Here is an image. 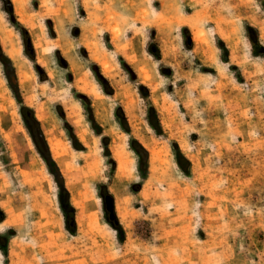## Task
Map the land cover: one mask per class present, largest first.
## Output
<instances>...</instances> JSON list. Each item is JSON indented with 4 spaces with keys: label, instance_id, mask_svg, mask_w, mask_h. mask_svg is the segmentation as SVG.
Wrapping results in <instances>:
<instances>
[{
    "label": "rangeland",
    "instance_id": "374dc122",
    "mask_svg": "<svg viewBox=\"0 0 264 264\" xmlns=\"http://www.w3.org/2000/svg\"><path fill=\"white\" fill-rule=\"evenodd\" d=\"M0 28V264H264V0H0Z\"/></svg>",
    "mask_w": 264,
    "mask_h": 264
},
{
    "label": "trees",
    "instance_id": "16d2710c",
    "mask_svg": "<svg viewBox=\"0 0 264 264\" xmlns=\"http://www.w3.org/2000/svg\"><path fill=\"white\" fill-rule=\"evenodd\" d=\"M26 43H27V46L28 47H31L30 46V41H29V38L26 36ZM0 61H5L6 63V67L10 68L11 71H13V69L11 68V64L9 62V60L2 55L1 53V49H0ZM22 112L25 113L24 115V119H25V122L27 123L28 121L31 123L33 129L35 130V132H38L39 128H38V123L35 121L34 119V116H33V112L27 108H22ZM118 112L120 113V119L121 121L119 122L120 123V126L122 127V129L125 131V132H128V127H127V124H126V120L121 112L120 109H118ZM147 121H148V124L150 125V127L152 129H154L156 132L157 131H160V127H159V122L157 120V116L153 110L152 107H149L148 108V111H147ZM133 144L137 145V147L139 148L138 151L134 150L135 153L139 156L140 160L142 161L141 163V166H144V162H145V158L143 157L146 152L135 142V141H132ZM48 160H45L47 161L48 165L55 168V165L54 163L52 162V160H50V158H47ZM175 161H176V164L177 166L179 167V169L184 173V174H188V169H189V162L186 160L185 157H183L179 151L177 150L176 151V156H175ZM102 190H105L104 187H102ZM105 195L107 196V192H105Z\"/></svg>",
    "mask_w": 264,
    "mask_h": 264
},
{
    "label": "water",
    "instance_id": "95a60500",
    "mask_svg": "<svg viewBox=\"0 0 264 264\" xmlns=\"http://www.w3.org/2000/svg\"><path fill=\"white\" fill-rule=\"evenodd\" d=\"M38 139H39V141H40V144H41L42 149H43L44 151H46V149H45V145H44V143H43V141H42L41 136L38 135ZM58 180H59V182H62V179H61L60 176H59Z\"/></svg>",
    "mask_w": 264,
    "mask_h": 264
},
{
    "label": "bare ground",
    "instance_id": "6f19581e",
    "mask_svg": "<svg viewBox=\"0 0 264 264\" xmlns=\"http://www.w3.org/2000/svg\"><path fill=\"white\" fill-rule=\"evenodd\" d=\"M13 1H14V0H13ZM19 14H20V13H19ZM2 31H3V29L0 28V33H2ZM5 37H8V36L5 35ZM6 39H8V38H6ZM9 40H10V39H9ZM14 55H15L14 52H12V53H11V56L13 57ZM58 154H59V153H58Z\"/></svg>",
    "mask_w": 264,
    "mask_h": 264
}]
</instances>
